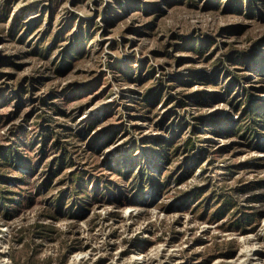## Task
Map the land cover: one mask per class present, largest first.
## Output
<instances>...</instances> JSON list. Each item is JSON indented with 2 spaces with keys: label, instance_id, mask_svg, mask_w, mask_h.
I'll list each match as a JSON object with an SVG mask.
<instances>
[{
  "label": "rangeland",
  "instance_id": "rangeland-1",
  "mask_svg": "<svg viewBox=\"0 0 264 264\" xmlns=\"http://www.w3.org/2000/svg\"><path fill=\"white\" fill-rule=\"evenodd\" d=\"M0 264H264V0H0Z\"/></svg>",
  "mask_w": 264,
  "mask_h": 264
},
{
  "label": "trees",
  "instance_id": "trees-1",
  "mask_svg": "<svg viewBox=\"0 0 264 264\" xmlns=\"http://www.w3.org/2000/svg\"><path fill=\"white\" fill-rule=\"evenodd\" d=\"M250 116H251V118H252V120H253V124H254V125L250 126L249 131H250V134L256 135V128H255L254 126H255V125H256V126L259 125V123L256 122V121H257V118H260V117L263 118V116L257 115L255 112H252V113L250 114ZM254 122H255V123H254ZM185 144H186V145H190V144H191V141H190V142L186 141ZM161 153H162V157H163V159H164V160H167V159H168V156H165L166 154H163L164 152H161ZM158 154L161 155L160 153H158ZM163 155H164V156H163Z\"/></svg>",
  "mask_w": 264,
  "mask_h": 264
}]
</instances>
